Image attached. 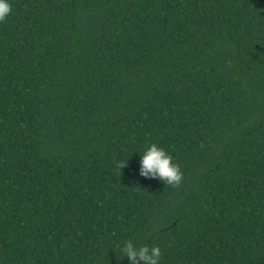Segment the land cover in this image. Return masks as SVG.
Segmentation results:
<instances>
[{
	"label": "trees",
	"instance_id": "1",
	"mask_svg": "<svg viewBox=\"0 0 264 264\" xmlns=\"http://www.w3.org/2000/svg\"><path fill=\"white\" fill-rule=\"evenodd\" d=\"M9 2L0 264H264V0Z\"/></svg>",
	"mask_w": 264,
	"mask_h": 264
},
{
	"label": "clouds",
	"instance_id": "2",
	"mask_svg": "<svg viewBox=\"0 0 264 264\" xmlns=\"http://www.w3.org/2000/svg\"><path fill=\"white\" fill-rule=\"evenodd\" d=\"M12 13L9 0H0V23H4ZM140 156L138 175L145 179L158 180L163 185L179 187L184 179L180 165L173 157L156 144L148 145ZM128 162V161H127ZM127 164V163H126ZM126 164H121L124 168ZM118 260L127 258L128 264H161L162 252L159 246H137L131 240L117 246Z\"/></svg>",
	"mask_w": 264,
	"mask_h": 264
}]
</instances>
